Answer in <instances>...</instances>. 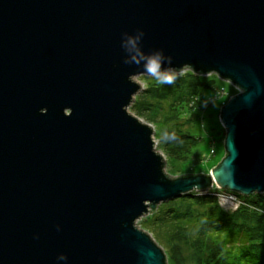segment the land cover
<instances>
[{"label":"water","instance_id":"95a60500","mask_svg":"<svg viewBox=\"0 0 264 264\" xmlns=\"http://www.w3.org/2000/svg\"><path fill=\"white\" fill-rule=\"evenodd\" d=\"M137 30L177 73L237 89L207 173L164 172L126 109ZM213 185L264 195V0H0V264H168L136 220Z\"/></svg>","mask_w":264,"mask_h":264},{"label":"trees","instance_id":"16d2710c","mask_svg":"<svg viewBox=\"0 0 264 264\" xmlns=\"http://www.w3.org/2000/svg\"><path fill=\"white\" fill-rule=\"evenodd\" d=\"M148 82L141 90L148 95L134 100H139L137 116L144 118L146 110L154 114L145 118L162 128L166 154L182 160L193 152L199 137L183 128L178 115L194 95L201 98L213 79L185 70L172 84L151 78ZM239 196L244 204L226 211L212 194L185 193L161 203L141 225L164 245L168 264H184L187 259L186 264H264V195Z\"/></svg>","mask_w":264,"mask_h":264},{"label":"rangeland","instance_id":"374dc122","mask_svg":"<svg viewBox=\"0 0 264 264\" xmlns=\"http://www.w3.org/2000/svg\"><path fill=\"white\" fill-rule=\"evenodd\" d=\"M180 72H184V71H180ZM203 76H207V79H213V84H211L209 88L204 89L203 94L200 95L201 98H199V96L194 95L189 100V102L187 101L186 107L184 108L185 111L178 115L180 121L183 124V128H186L187 131L191 132L196 137H199V140L195 146V150H193L192 153H190L187 157L183 158L182 160L181 159L175 160V158L173 159L172 157H169L166 154V150H164L162 146L163 143V136L161 133L162 128L155 125L154 123H151L149 120L146 119L149 118V115L150 116L152 115V117H154V114L149 113L146 110L143 112L144 118L137 116L136 113L137 111L135 110V108L139 106L138 104L139 100L137 101L134 100L137 95L139 96V99L148 95L144 92H141V90L147 87L149 83L148 80L150 78L151 79L153 78L145 74H139L133 76L132 78L134 81L138 82L142 88L133 95V99L126 109L129 113L135 115L136 117H139L143 122L147 123L152 127L153 130L152 139L154 141L155 151H157L162 156L163 161H165L163 167L164 172L170 175L197 173V172L206 173L224 155V149H223L224 130L220 125L218 119L219 108L227 101V99L231 95L237 92V89L231 83L218 78L213 73L209 75L205 74ZM163 105L165 107V103ZM164 107L161 110V112L164 111ZM191 192H195L202 195H210V192L212 193V190L210 191L193 190ZM161 203H159L156 206V208ZM156 208L154 210H156ZM152 212L148 211L145 215L138 218L135 224L145 230V228L141 225V221L143 220L144 217L149 216ZM148 233L152 236L150 232ZM155 241L159 244L157 240ZM159 245L162 247L164 251H166L162 243H160ZM189 262L190 261L187 259L184 262V264Z\"/></svg>","mask_w":264,"mask_h":264},{"label":"clouds","instance_id":"9594fccd","mask_svg":"<svg viewBox=\"0 0 264 264\" xmlns=\"http://www.w3.org/2000/svg\"><path fill=\"white\" fill-rule=\"evenodd\" d=\"M143 36V30H137L135 34H123L121 46L126 53L123 63L142 68L143 73L147 76H151L159 84H172L177 78V70L172 66L171 55L166 56L163 50H154L151 52L144 51L141 46ZM183 67L184 66H182L181 69H183ZM66 258V255L63 253L58 256L59 260H65Z\"/></svg>","mask_w":264,"mask_h":264},{"label":"built area","instance_id":"2783aa9c","mask_svg":"<svg viewBox=\"0 0 264 264\" xmlns=\"http://www.w3.org/2000/svg\"><path fill=\"white\" fill-rule=\"evenodd\" d=\"M217 200L225 209H235L240 201L232 193L217 192L215 193Z\"/></svg>","mask_w":264,"mask_h":264},{"label":"bare ground","instance_id":"6f19581e","mask_svg":"<svg viewBox=\"0 0 264 264\" xmlns=\"http://www.w3.org/2000/svg\"><path fill=\"white\" fill-rule=\"evenodd\" d=\"M194 150H195V148H194ZM190 193V192H189Z\"/></svg>","mask_w":264,"mask_h":264}]
</instances>
